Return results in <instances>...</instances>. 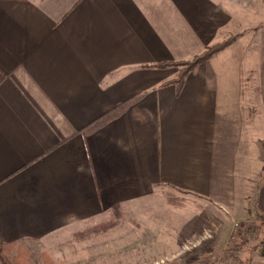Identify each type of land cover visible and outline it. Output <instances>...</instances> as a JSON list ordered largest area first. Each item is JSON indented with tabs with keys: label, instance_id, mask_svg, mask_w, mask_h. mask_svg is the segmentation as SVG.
Here are the masks:
<instances>
[{
	"label": "crops",
	"instance_id": "crops-1",
	"mask_svg": "<svg viewBox=\"0 0 264 264\" xmlns=\"http://www.w3.org/2000/svg\"><path fill=\"white\" fill-rule=\"evenodd\" d=\"M227 40L181 89L166 84L180 68L160 64ZM263 150L264 0H0V242L16 244L10 253L63 249L80 226L167 187L220 210L195 223V239L211 233L210 252L240 220L264 264Z\"/></svg>",
	"mask_w": 264,
	"mask_h": 264
},
{
	"label": "rangeland",
	"instance_id": "rangeland-1",
	"mask_svg": "<svg viewBox=\"0 0 264 264\" xmlns=\"http://www.w3.org/2000/svg\"><path fill=\"white\" fill-rule=\"evenodd\" d=\"M179 68L181 71L182 67ZM258 118L262 119L255 114L256 124ZM170 195L174 201L168 198ZM205 201L195 194L160 188L151 196L112 209L110 215L95 224L80 226L63 249L55 250V242H46L43 247L34 244L30 250L25 247L31 264H214L220 257L231 264L223 251L210 252V232L201 240L195 239L199 237L195 223L211 211H220ZM239 221H230L232 238L244 227L242 223L247 226ZM252 244L241 251L244 263L251 264L248 260L252 258V264H262L261 251L250 255ZM44 247L46 250H42ZM9 254L13 261L15 254Z\"/></svg>",
	"mask_w": 264,
	"mask_h": 264
},
{
	"label": "trees",
	"instance_id": "trees-1",
	"mask_svg": "<svg viewBox=\"0 0 264 264\" xmlns=\"http://www.w3.org/2000/svg\"><path fill=\"white\" fill-rule=\"evenodd\" d=\"M230 43L231 40H227L220 44H216L214 46L208 47L204 52L195 56L191 60L172 61L169 63L160 64L159 65L160 67H168V66L182 67L179 76L174 80L166 82V84L176 83L178 85V89H181L182 85L185 82L186 76L191 71H193L199 64L204 63L210 58H212L219 51L225 49ZM128 103L129 102L121 104L118 108L108 113L107 115L103 116L102 118L98 119L93 124H91L88 127V129L89 130L94 129L99 125H102L104 122L108 121L109 119L117 116L127 106ZM172 197L173 196L171 195L168 196V198L171 201H174ZM119 207H120L119 205H116L113 209H118ZM242 226L244 227L237 231L236 236L232 238L233 240L231 239V241L227 244L226 248L223 250V256L225 260L231 264H244L245 262L241 256V251H243V247L245 248L250 241V237L253 233V226L252 225L246 226L245 224H243ZM15 246H16L15 243L7 244L6 242H0L1 264H31V260L29 258L30 256L29 251L22 243L17 245L18 247L15 251L14 260L12 261L9 258V253H10L9 251L11 248H14ZM44 256L48 257L49 255L47 253H44Z\"/></svg>",
	"mask_w": 264,
	"mask_h": 264
},
{
	"label": "built area",
	"instance_id": "built-area-1",
	"mask_svg": "<svg viewBox=\"0 0 264 264\" xmlns=\"http://www.w3.org/2000/svg\"><path fill=\"white\" fill-rule=\"evenodd\" d=\"M199 264H206V263H199ZM214 264H226V262H224L223 257H220Z\"/></svg>",
	"mask_w": 264,
	"mask_h": 264
}]
</instances>
